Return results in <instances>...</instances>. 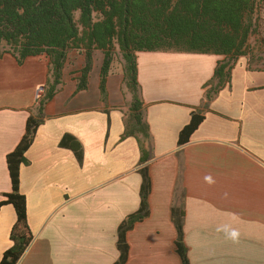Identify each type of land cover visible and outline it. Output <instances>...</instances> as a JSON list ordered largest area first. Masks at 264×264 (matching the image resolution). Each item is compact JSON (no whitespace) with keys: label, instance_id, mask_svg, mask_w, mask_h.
I'll return each mask as SVG.
<instances>
[{"label":"crops","instance_id":"1","mask_svg":"<svg viewBox=\"0 0 264 264\" xmlns=\"http://www.w3.org/2000/svg\"><path fill=\"white\" fill-rule=\"evenodd\" d=\"M95 53L86 88L76 92L78 80L65 68L38 118L48 59L19 64L0 56V200L11 191L6 156L27 118L40 121L18 172L33 239L17 264L117 263L118 227L139 209L142 167L148 214L125 234L124 264H182L176 213L188 264H264V69L238 58L207 100L223 57L137 53L144 140L124 135L132 95L122 70L109 71L102 94ZM192 113L202 119L179 145ZM15 221L13 207L2 206L0 260Z\"/></svg>","mask_w":264,"mask_h":264},{"label":"trees","instance_id":"2","mask_svg":"<svg viewBox=\"0 0 264 264\" xmlns=\"http://www.w3.org/2000/svg\"><path fill=\"white\" fill-rule=\"evenodd\" d=\"M262 0H0V56L11 54L19 64L28 57L45 56L48 59L50 81L39 98L37 118L60 84L64 69L70 67L77 81L76 92L86 88V77L91 71L93 55L102 54L100 90L112 64L116 46L124 62L122 72L126 89L132 95L130 115L126 121L125 136L140 134L149 138L143 121L139 100L136 54L140 52H173L215 55L223 57L214 70L217 84L205 97L210 99L240 57L248 55V39L252 34L253 14ZM79 14L78 21L75 14ZM75 61L79 66L73 67ZM251 60L247 61L250 70ZM258 70V69H257ZM202 117L191 114L190 122L178 136V144L187 142ZM40 121L33 116L26 120L25 133L15 149L6 156L11 191L3 195L0 208L11 205L16 221L7 249L0 264H17L33 237L26 223L25 197L18 190V172L26 161L24 153L32 143ZM141 161L147 151L141 148ZM142 177L136 213L128 216L118 227L117 250L124 264L127 257L125 234L148 214L147 198L150 190L145 167L139 169ZM180 214H175L178 231L176 250L182 264H188L186 248L182 243Z\"/></svg>","mask_w":264,"mask_h":264},{"label":"rangeland","instance_id":"3","mask_svg":"<svg viewBox=\"0 0 264 264\" xmlns=\"http://www.w3.org/2000/svg\"><path fill=\"white\" fill-rule=\"evenodd\" d=\"M262 3L258 4L256 8L253 18H252V34H250L248 39V55L245 58L251 60L250 68L251 69H264V0ZM79 14H75V20L78 21ZM97 54L94 53V57ZM73 67H78V61H75ZM112 64L116 67L117 71L122 68L124 64L121 55L119 53L118 48L115 46L113 49L112 55Z\"/></svg>","mask_w":264,"mask_h":264}]
</instances>
